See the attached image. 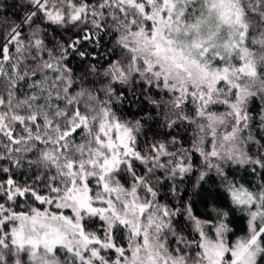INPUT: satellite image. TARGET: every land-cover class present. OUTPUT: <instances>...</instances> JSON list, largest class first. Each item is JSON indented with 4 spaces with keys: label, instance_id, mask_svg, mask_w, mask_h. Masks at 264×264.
<instances>
[{
    "label": "snow or ice",
    "instance_id": "1",
    "mask_svg": "<svg viewBox=\"0 0 264 264\" xmlns=\"http://www.w3.org/2000/svg\"><path fill=\"white\" fill-rule=\"evenodd\" d=\"M0 264H264V0H0Z\"/></svg>",
    "mask_w": 264,
    "mask_h": 264
},
{
    "label": "trees",
    "instance_id": "2",
    "mask_svg": "<svg viewBox=\"0 0 264 264\" xmlns=\"http://www.w3.org/2000/svg\"><path fill=\"white\" fill-rule=\"evenodd\" d=\"M4 2L6 4H11L13 2V0H4ZM7 12V10H5ZM12 11H15L14 9ZM8 14H11V13H8Z\"/></svg>",
    "mask_w": 264,
    "mask_h": 264
}]
</instances>
